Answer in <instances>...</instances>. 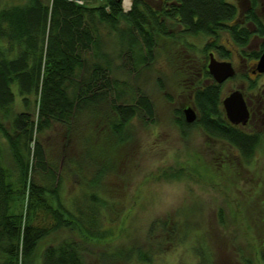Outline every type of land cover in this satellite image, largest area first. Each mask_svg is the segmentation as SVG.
I'll list each match as a JSON object with an SVG mask.
<instances>
[{"label": "trees", "instance_id": "obj_1", "mask_svg": "<svg viewBox=\"0 0 264 264\" xmlns=\"http://www.w3.org/2000/svg\"><path fill=\"white\" fill-rule=\"evenodd\" d=\"M96 1L79 5L67 0H0V253L10 258L19 252L29 257L47 234L20 225L21 216L12 212L17 194L38 199L50 193L59 200L61 183L69 177L75 184L79 180L82 198L73 201L76 212L58 201L59 209L51 211L57 227L70 217L84 221L93 232L100 216L107 218L113 207L106 185L114 172L110 151L130 140L133 119L154 120L153 104L137 82L140 71L155 62L160 39L175 38L172 29L181 27L182 35L207 37L204 52L218 49L221 57L230 56L219 45L221 30L236 45L248 39L247 31L241 38L243 31L233 24L237 11L227 0H131L128 10L123 0ZM109 39L115 42L113 51L106 48ZM179 60L172 61L182 76ZM202 76L210 77L205 64ZM129 77L137 85L129 84ZM221 98V86L198 82L192 90L199 114L195 124L214 141L227 142L250 164L264 134L250 136L229 126ZM88 111L98 128L85 135L78 118ZM56 123L68 128L69 139L78 146L75 156L65 149L60 152L64 173L39 141ZM178 125L182 130L189 126L183 120ZM102 135L112 143L104 144V150L95 145ZM83 164L95 167L90 175L83 176ZM186 216L180 227L174 221L153 222L149 236L170 244L184 241L193 231ZM219 222L224 223L221 218ZM194 229L198 235L199 228ZM263 244L264 239V254ZM83 252L78 242L64 240L45 249L42 264H86ZM153 254L150 247L144 252L132 246L117 255L125 264L133 259L145 264ZM204 259L201 264H206Z\"/></svg>", "mask_w": 264, "mask_h": 264}, {"label": "rangeland", "instance_id": "obj_2", "mask_svg": "<svg viewBox=\"0 0 264 264\" xmlns=\"http://www.w3.org/2000/svg\"><path fill=\"white\" fill-rule=\"evenodd\" d=\"M130 5L131 1L125 4L123 0L124 10ZM257 10L264 18L262 7ZM173 32L175 38L158 41L161 51L151 67L140 71L137 82L153 104L154 120L133 119L128 127L130 140L110 151L114 172L106 185L113 207L107 218L102 220L100 216L98 230L93 232L84 221L70 217L65 218L64 226L57 227L51 211L59 209L58 201L72 210L75 197L82 198L79 180L75 184L69 177L61 183L59 200L50 193L38 199L28 193L17 194L12 212L21 216L20 225L47 230V234L38 240L29 257L22 252L12 258L0 253V264H42L47 247L70 239L84 248L86 264H125L117 254L132 246L144 252L152 249L151 261L145 264H201L202 256L206 264H264V144L247 164L235 149L216 143L197 126L179 127L176 112L191 106V93L198 82L207 84L202 71L207 64L208 51L203 48L208 38L187 37L189 43H185L178 29ZM108 41L106 48L113 51L115 42ZM177 57L182 76L172 61ZM235 65L238 74L221 85L222 95L241 89V63ZM128 82L137 85L134 77ZM78 124L85 135L98 128L90 111L79 116ZM69 137L68 128L57 123L38 137L47 157L62 173L66 168L63 161L58 163L60 152L65 149L72 156L78 152L77 143ZM108 143L112 145L111 139L107 141L102 135L95 145L104 150ZM81 168L85 176L95 167L83 164ZM185 216L193 231L184 241L170 244L168 239L157 242L149 236L153 222L174 221L180 227ZM129 264L139 263L133 259Z\"/></svg>", "mask_w": 264, "mask_h": 264}, {"label": "flooded vegetation", "instance_id": "obj_3", "mask_svg": "<svg viewBox=\"0 0 264 264\" xmlns=\"http://www.w3.org/2000/svg\"><path fill=\"white\" fill-rule=\"evenodd\" d=\"M246 1H247L246 3H243L241 2V0H227V2L234 4L236 7L237 16L233 20V24L238 25L239 28H241V30L243 31L241 38H245L243 37V35L245 34L244 30L247 31L248 39L246 40V42L241 41V45H236L232 41V39L228 36L226 31L221 30L219 45L224 50H226L227 53L230 54V56L221 57L217 52L218 49H212L208 52L207 62L205 63L208 64L209 53H213V56L216 58V60L230 61L232 63V66L235 69L234 76L238 74L235 64L238 65V63L239 64L241 63V89L240 88L238 89L241 90V95L243 97L245 106L247 108L248 116L246 122L234 124L228 119L226 115V111L222 104V100L229 94V92L227 94L222 95L220 107L223 118L228 123L229 126L239 129L243 134L252 136L256 133L264 134V71L261 72L258 70V61L262 53L264 52V18H261L257 10L258 7L260 6L264 10V2L258 3V0H246ZM175 29H178L179 38L185 37L187 43H189L187 37L197 36V35H182V32H180L182 30L181 27H176L172 29V31ZM252 45H255V47L251 48ZM247 48H250V50L247 51L246 50ZM207 64H205L206 68H207ZM230 79H232V77L225 80L223 83L218 84L210 75V77L205 78V81H207V84L215 82L216 84L221 86ZM190 104L191 106H187V107H192L194 109L196 113L195 121L192 123H187L185 121V117L183 113V110L187 108L185 107L178 109L179 112H176L177 115L175 118L177 120V124L178 121L183 120L185 124L189 125L188 127L197 126L195 122L197 121L199 114L193 100L192 102H190ZM198 128L201 130L200 127ZM215 142L222 143L223 147L226 146L228 149H233L227 142H221L219 140H215ZM263 144H264V140L260 141V143L257 145V149L261 148ZM255 158L256 157H253V159Z\"/></svg>", "mask_w": 264, "mask_h": 264}, {"label": "water", "instance_id": "obj_4", "mask_svg": "<svg viewBox=\"0 0 264 264\" xmlns=\"http://www.w3.org/2000/svg\"><path fill=\"white\" fill-rule=\"evenodd\" d=\"M207 69L212 78L221 84L225 80L233 77L235 75V69L230 61H218L213 56V53H209V61L207 64ZM258 70L264 71V52L262 53L258 61ZM223 107L226 111L228 119L234 123H245L247 120V108L245 106L243 97L241 95L240 89H235L231 91L223 100ZM185 121L187 123H192L196 119V113L192 107H187L183 110Z\"/></svg>", "mask_w": 264, "mask_h": 264}, {"label": "built area", "instance_id": "obj_5", "mask_svg": "<svg viewBox=\"0 0 264 264\" xmlns=\"http://www.w3.org/2000/svg\"><path fill=\"white\" fill-rule=\"evenodd\" d=\"M67 1H71L79 5H82L84 3V0H67Z\"/></svg>", "mask_w": 264, "mask_h": 264}, {"label": "bare ground", "instance_id": "obj_6", "mask_svg": "<svg viewBox=\"0 0 264 264\" xmlns=\"http://www.w3.org/2000/svg\"><path fill=\"white\" fill-rule=\"evenodd\" d=\"M131 0H124L125 4H129Z\"/></svg>", "mask_w": 264, "mask_h": 264}]
</instances>
